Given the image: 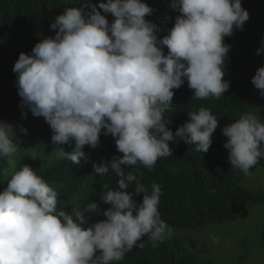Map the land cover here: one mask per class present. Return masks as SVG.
Segmentation results:
<instances>
[{
  "label": "clouds",
  "instance_id": "1",
  "mask_svg": "<svg viewBox=\"0 0 264 264\" xmlns=\"http://www.w3.org/2000/svg\"><path fill=\"white\" fill-rule=\"evenodd\" d=\"M85 2L90 10L66 6L50 25L55 34L41 38L30 54L21 52L12 70L19 106L50 126L57 160L80 165L87 159L84 146L95 149L102 131L115 139L122 155L94 163L93 170L99 176L111 170L117 186L100 196L110 204L104 219L83 227V214L97 212L98 204L58 210L60 192L27 164L17 168L16 130L0 122V159L5 161L0 176L7 178L0 190V264H113L145 236L154 247L171 237L158 210L161 185L153 181L149 190L138 178L144 173L133 166L151 171L158 158L172 155L168 142L177 138L198 152L208 151L218 126L210 109L187 113L188 121L174 133L164 113L173 105V89L185 80L192 99L223 96L230 86L223 77L231 47L224 37L234 28L242 30L249 19L241 0H172L179 15L158 38L161 29L146 19L154 9L144 0H100L98 8L112 15L111 22ZM256 53H264V39ZM251 83L264 97V65ZM221 131L230 165L250 174L264 158V121L248 112ZM216 171L223 174L219 167ZM210 239L219 243L215 235Z\"/></svg>",
  "mask_w": 264,
  "mask_h": 264
},
{
  "label": "trees",
  "instance_id": "2",
  "mask_svg": "<svg viewBox=\"0 0 264 264\" xmlns=\"http://www.w3.org/2000/svg\"><path fill=\"white\" fill-rule=\"evenodd\" d=\"M98 8L100 0H89ZM154 9L146 19L159 26L158 38L167 34L179 12L171 7L172 0H144ZM84 6L90 10L85 0H0V122L13 125L17 136L14 142L23 137H35L52 133L50 126L43 117L33 116L27 108L21 109V97L16 86L17 73L13 65L21 52L30 54L34 45L43 37L52 36L55 30L50 28L57 15L66 6ZM241 5L247 10L249 19L243 24L242 30L235 29L231 36L224 37V43L230 45L224 64V80L230 86L219 99H192L193 90L187 81L178 89H173V105L164 113L165 123L176 131L177 127L188 121V114L199 107L210 109L218 119V126L212 134V143L207 152H198L195 145L186 144L177 138L169 141L172 155L158 158L153 169L149 171L142 165L139 168L144 173L138 177L146 187H151L153 181L162 187V195L158 210L162 220L171 228H198L213 221H226L241 216L246 207L255 203H264V190H249L241 187L239 182L245 174L230 165L228 152L223 145L227 140L221 129L238 119L241 115L253 112L264 121V97L251 83L256 69L264 65V53L257 55L256 50L264 39V0H241ZM105 15L111 22L110 13ZM164 52L167 48L164 46ZM22 111L26 113L22 116ZM18 125L27 129V134L20 131ZM66 151L70 148L64 147ZM86 160L80 165L68 160L52 162L41 161L29 155L17 156V168L27 164L34 169L50 186L60 192L58 210L71 211L79 204L81 207L87 201L98 204V211L85 212V224L104 219L102 213L110 207L100 199L105 191L115 189L118 177L114 172L105 176L95 174L93 164L110 162L114 156H121L111 135L100 134V143L93 149L88 145L83 148ZM5 161L0 159V168ZM264 167V158L250 169ZM122 167H127L122 165ZM219 167L223 174L216 171ZM131 170V169H128ZM7 178L0 176V190L6 186ZM128 191H131L128 189ZM135 199L139 202L142 194ZM260 238L264 242V219L261 222ZM143 247H140V244ZM113 264H213L206 257H201L183 247L181 241L171 235L154 247L148 237H143L137 245L127 252L122 261Z\"/></svg>",
  "mask_w": 264,
  "mask_h": 264
},
{
  "label": "rangeland",
  "instance_id": "3",
  "mask_svg": "<svg viewBox=\"0 0 264 264\" xmlns=\"http://www.w3.org/2000/svg\"><path fill=\"white\" fill-rule=\"evenodd\" d=\"M52 133L35 137H23L18 141V155H29L41 161L55 160ZM66 145H62L65 147ZM239 185L249 190H264V167H255L245 175ZM264 219V203L246 207L244 213L231 220L213 221L198 228H171L183 247L213 264H264V242L260 238ZM215 235L219 243L210 239Z\"/></svg>",
  "mask_w": 264,
  "mask_h": 264
}]
</instances>
